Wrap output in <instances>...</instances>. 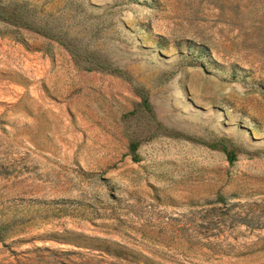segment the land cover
Masks as SVG:
<instances>
[{
  "label": "rangeland",
  "instance_id": "obj_1",
  "mask_svg": "<svg viewBox=\"0 0 264 264\" xmlns=\"http://www.w3.org/2000/svg\"><path fill=\"white\" fill-rule=\"evenodd\" d=\"M0 264H264V0H0Z\"/></svg>",
  "mask_w": 264,
  "mask_h": 264
},
{
  "label": "trees",
  "instance_id": "obj_2",
  "mask_svg": "<svg viewBox=\"0 0 264 264\" xmlns=\"http://www.w3.org/2000/svg\"><path fill=\"white\" fill-rule=\"evenodd\" d=\"M12 8H17V6L13 5ZM12 8L8 7L7 9H5L7 14L4 15L5 17H2L3 19L7 20L9 24L16 23L26 29L63 43L64 45H66L68 51L73 57L76 58L79 55L83 57V60L85 62L81 65V67L84 69H104L106 71H113V68L109 66L107 61L92 60L91 54L79 53L76 49V46H73V44L70 43L71 36L55 23H50L49 20L44 18V16L39 15L37 13L38 11H36L35 9H32V11H28V8L25 4L18 5L17 12L11 10ZM142 104L143 106L147 107V101L145 99H143ZM130 147L131 149H135V143H131ZM220 147L228 162H232L235 160V155L232 150L226 148V146L223 145H221ZM217 199H220V196H218Z\"/></svg>",
  "mask_w": 264,
  "mask_h": 264
}]
</instances>
